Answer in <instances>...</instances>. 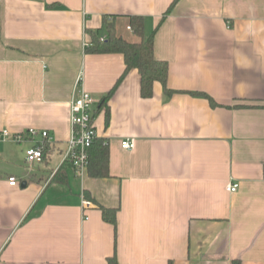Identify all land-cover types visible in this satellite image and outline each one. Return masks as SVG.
<instances>
[{"label": "crops", "instance_id": "1", "mask_svg": "<svg viewBox=\"0 0 264 264\" xmlns=\"http://www.w3.org/2000/svg\"><path fill=\"white\" fill-rule=\"evenodd\" d=\"M129 16L173 92L142 97L131 69L101 104L123 55L86 48ZM78 76L107 177L62 162ZM29 128L52 138L40 163L0 141V264H264V0H0V130Z\"/></svg>", "mask_w": 264, "mask_h": 264}, {"label": "trees", "instance_id": "2", "mask_svg": "<svg viewBox=\"0 0 264 264\" xmlns=\"http://www.w3.org/2000/svg\"><path fill=\"white\" fill-rule=\"evenodd\" d=\"M107 30L106 38L99 40L97 35L92 36L91 45L87 51L94 53H121L124 59L123 73L117 78L114 85L108 90L102 99L101 104L114 93L117 86L131 69H135L140 77V94L142 97L152 95L154 82L163 86L164 92L170 95L173 91L166 87L168 64L164 60H158L153 55V33L145 35L143 20L140 16L127 17V25L130 27L131 39H126L120 34V29L112 22L104 21ZM195 94V93H193ZM206 97L211 105L215 101L204 93H197ZM46 151V150H45ZM88 164L86 172L91 177H107L108 174V148L103 139L95 140L88 148ZM68 163V162H66ZM67 165V164H66ZM70 165V163H68ZM71 166V165H70ZM63 164L55 172L52 179L57 182H65ZM102 218L115 226L116 208H107L99 205ZM109 264H116L114 258L108 259Z\"/></svg>", "mask_w": 264, "mask_h": 264}, {"label": "built area", "instance_id": "3", "mask_svg": "<svg viewBox=\"0 0 264 264\" xmlns=\"http://www.w3.org/2000/svg\"><path fill=\"white\" fill-rule=\"evenodd\" d=\"M127 29H130L127 26ZM80 76L76 79L73 94L69 102V123L70 133L66 142L62 162H68L75 172L83 175L88 164V148L97 138L96 130L93 125L92 108L94 98L92 95L79 86ZM52 138L46 130H36L29 128L23 132H10L8 129L0 130V141L21 143L28 141L31 144L25 149V161L31 165L40 163L45 157V150ZM121 147L130 150L134 147V139L126 138L121 140ZM10 185H15L17 180L11 176L8 178ZM237 183H228L226 189L234 192ZM83 207L91 206V202L82 198Z\"/></svg>", "mask_w": 264, "mask_h": 264}, {"label": "rangeland", "instance_id": "4", "mask_svg": "<svg viewBox=\"0 0 264 264\" xmlns=\"http://www.w3.org/2000/svg\"><path fill=\"white\" fill-rule=\"evenodd\" d=\"M119 31L120 34L124 36L126 39H131L130 33L127 30H125L124 28H120Z\"/></svg>", "mask_w": 264, "mask_h": 264}]
</instances>
